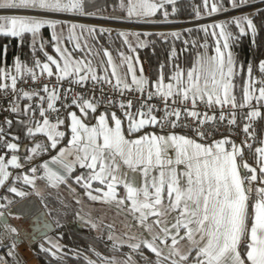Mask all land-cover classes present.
Here are the masks:
<instances>
[{"label": "snow or ice", "instance_id": "1", "mask_svg": "<svg viewBox=\"0 0 264 264\" xmlns=\"http://www.w3.org/2000/svg\"><path fill=\"white\" fill-rule=\"evenodd\" d=\"M246 2L247 0H240V4ZM236 6H238L236 0H233V7ZM80 7L81 0H0V8L11 9L66 12L79 10ZM155 9V4H149L147 0H141L140 12L137 13L136 6L133 5L128 9V15L131 16L134 13L147 15ZM211 11H217L215 4H213ZM243 19L246 21L248 28L254 32L255 28L252 20L249 17ZM239 22V19L235 21L237 25H239ZM45 24L55 27V22L51 21L20 16H0V34L13 37L21 36L24 33L35 35ZM72 27L77 26L72 25ZM214 27L221 28L220 34L221 36L224 35L223 25H215ZM243 31L244 29L241 28V32ZM121 35L124 34L121 33ZM173 35L177 34L173 33ZM223 47H228L227 40H225ZM56 50L57 52L60 51L59 48ZM216 51L217 56L209 58L206 71L202 70L199 75H194L196 69L188 72L189 83L187 85H184L178 72L172 77L176 84L169 83L165 86L160 82L157 85V94H161L165 98L171 97L175 88V95L180 96L182 101H188L189 93H191L193 106L196 104L197 97L203 99L204 95H207L210 104L213 102V96H215L216 104L223 106L230 103L232 107H236L235 98L229 99V81L233 75L232 58L229 55L227 71L225 72L224 54L219 47ZM105 54L107 55V53ZM47 59L51 64L56 65L64 76L69 74L67 56H65L63 68H60V65L52 56H48ZM109 63H111L110 58ZM37 66H40L39 61H37ZM17 68L19 69V65H17ZM42 70L47 72L48 76L53 75L48 63L42 65ZM76 71H80L79 67ZM129 71H131V66H129ZM260 71L264 73V62L260 64ZM249 73H251L250 68ZM113 75H116L115 69ZM201 75L204 78L203 89L199 85ZM217 75H219V79H217ZM33 78L35 79V76ZM86 78L85 76L80 77L81 80ZM92 78L96 79L95 75ZM132 82L138 86L146 83L142 79L138 80L134 74ZM209 82L212 85L211 89L208 87ZM120 83V80L117 79V85ZM15 84L16 78L12 77L13 88ZM261 84H264V80L261 81ZM0 87H5V85H0ZM124 87L129 86L125 84ZM165 88L166 91H164ZM221 90L223 91V99L220 97ZM45 91H47V86H45ZM258 92L257 99L264 100V87H260ZM24 95L28 96L29 93L25 92ZM51 98L55 99L56 97L53 94ZM244 99L246 102L251 99L249 88L245 89ZM76 102V100H73L74 104ZM131 105L132 102L129 101L127 107L130 108ZM121 107L123 108L125 105L121 104ZM48 108L52 109L53 105L49 103ZM87 109H91L93 112L96 111V107L91 101L83 100L81 112L86 114ZM12 111H16V109L13 108ZM151 112L152 109L149 108L147 113L138 111L135 116L126 113L130 121L129 131H138L146 124L157 123V117L151 115ZM168 115L179 118L181 113L176 110L168 113ZM188 115L197 117L199 114L196 111H189ZM41 116H44L43 112H41ZM71 116L72 136L68 142L70 148L61 149L59 158L54 157L53 160L63 162L65 157L73 156L74 160L71 163H78L81 168L89 169L90 174L87 177H76L77 183L84 181L85 186L90 188L91 180H99L104 183L105 180L111 178L112 181H116L117 177L114 173L120 166V161L130 168L143 165L146 175L151 168L157 165L162 169L167 168L166 172H160L158 181L153 180L151 184L152 191H149L148 187L138 190L132 186H127V199L132 202V210L140 214L138 217L140 228L146 230L150 235V239L145 237L140 240V243H133L130 246L133 250H140L143 246L150 249L157 257H160L164 252V248L160 245H167L170 238L171 244L167 249L168 255L164 259L171 257V264H182V262L187 264L193 253L195 264H246L245 259L238 251V246L242 238L250 235V243L246 242V260L250 261L251 264H264V187L257 189H246L244 187L245 179L241 178L238 171L239 167L252 173L246 178L249 184L252 181H257L260 177L256 174L257 169L250 167L249 164L243 163L238 166L237 157L242 154L240 147L233 143L231 145L232 150L229 152L224 149V144L227 143L225 140L215 142L213 148L204 147L191 139L175 135L167 137L151 135L136 140H128L121 132V120L114 113L111 117L115 124L114 127L109 126L103 115L99 117V123L96 127H88L77 117L75 112ZM137 116L140 118L136 119ZM257 116H260V112L255 110L248 114L249 119ZM206 119L211 120L214 117H206ZM220 119L224 120L225 117L221 115ZM62 123L63 121L58 120L57 124H50L49 120L45 118L42 124H37L35 132L45 133L47 139L51 141L50 147L55 149L58 138L65 135L63 132L57 131L58 125ZM229 123L234 124L235 119L229 121ZM244 131L245 133L248 132L247 126H245ZM28 134L34 135L33 129L29 128ZM200 134L204 135V133ZM3 138V130L0 129V140H3ZM6 147L16 150L18 146L15 143H6ZM40 147L37 144L32 152L35 153ZM170 147H174L176 150L175 161L166 155L167 149ZM255 151L259 154V172L264 175V147L256 148ZM17 159V156L13 155L10 160L5 161L4 157L0 156V183H3V180L7 178V165L20 167ZM71 163L64 164L68 171H71ZM180 164L186 165L187 171L184 173L186 181H182L177 177L174 165ZM44 167L47 168V164ZM32 171L36 172V169L33 168ZM55 178L60 182H64L66 179L63 176H56ZM24 179L26 183H33L27 176ZM165 189L167 203H165L163 195ZM12 191L16 190L13 188ZM252 191L258 196V200L255 204L254 222L251 223L249 229L246 202L248 201L247 193ZM88 195L93 200L100 199V197L91 196V193ZM115 195L113 184L109 183L108 191L104 193V196L115 199ZM119 203L122 204L124 201L121 200ZM151 217H155V219L150 221ZM181 229L184 230L183 236H180ZM177 236H180L181 240L186 239L188 241V251L184 254L176 247L179 243ZM175 257H179V259H175ZM129 261H126L125 264H129ZM157 264H159V261Z\"/></svg>", "mask_w": 264, "mask_h": 264}, {"label": "trees", "instance_id": "2", "mask_svg": "<svg viewBox=\"0 0 264 264\" xmlns=\"http://www.w3.org/2000/svg\"><path fill=\"white\" fill-rule=\"evenodd\" d=\"M239 1L236 0V2ZM211 2L221 8L233 3V0H211ZM207 8L208 0L207 2L205 0H175L163 4L155 11L153 17L184 18L205 12ZM126 9V0H103L97 12L125 15ZM243 18L226 21L223 25L225 40H227L233 62L232 88L235 98L240 102L244 83L250 75L249 68L252 70L258 61L264 59V7L250 16L255 28L254 32L248 28ZM237 19L240 21L239 25L235 23ZM241 28L244 29L243 32ZM205 29L207 28H192L177 32V35L157 32L141 33L138 35L141 43L139 45L125 32L84 26L73 28L69 23L58 22L55 23V27L42 26L35 35L24 33L13 37L0 34V51L4 47L5 63L12 62L14 56L17 58L19 69L16 68V70L19 75L31 77L39 73V68L47 56L55 53L54 37L63 39L69 44L72 41L73 30L80 44V47L73 50V54L86 60L94 72L110 75L108 62L110 58L119 73L126 76L128 55H136L141 61L144 60L147 63V84L152 87L172 79L178 70L184 71L195 62L205 47L213 44V36L209 29L207 31ZM37 61L40 66H37ZM29 94L30 96L25 97L24 100H31L33 94ZM29 116L28 107H21L20 111L13 115L7 135L23 147L34 144L36 140H42V147L35 156L37 160H41L50 155L54 149L48 146L44 136L37 133L28 134V127L33 121H30ZM256 143L243 146L242 154L239 156L240 164L244 160L258 169V156L254 148ZM31 165L32 163L30 164L27 160L24 169ZM81 171L82 169L77 168L72 170L64 184L73 186L81 192L84 191V185L76 181L77 173ZM246 171L248 170L243 169V174L248 177L249 171L247 174ZM8 187V184L4 185L0 190V198L6 202L9 197L10 205L20 198L10 193ZM35 197L44 209L46 217L53 224V229L49 233L59 242L58 246H53L47 242L43 243L41 237L31 240L27 235L31 250L39 264H90V262L91 264H113V262L125 264L129 258V264H157L158 261L159 264H171V257L164 259L168 255L164 247H162L164 248L162 255L157 257L150 249L143 246L140 250H133L127 240L126 243L116 242L112 237L114 231L109 224L103 223L100 228L95 227L91 221L78 215L76 201L64 198L59 191L50 189L36 194ZM248 218L250 221V214ZM238 248L243 257L246 250V237L241 239ZM175 259L179 258L175 257ZM193 259H195L194 253L189 257L187 264H191Z\"/></svg>", "mask_w": 264, "mask_h": 264}, {"label": "built area", "instance_id": "3", "mask_svg": "<svg viewBox=\"0 0 264 264\" xmlns=\"http://www.w3.org/2000/svg\"><path fill=\"white\" fill-rule=\"evenodd\" d=\"M233 7V4L217 8L216 12L208 11L195 14L184 18L159 17L152 19H139L134 16L92 13H64L52 11H39L32 9H11L0 8V16H6L15 13H24L28 15L42 14L49 16L57 22H71L72 24L92 25L101 30H110L125 32L129 34L139 45H141L138 35L141 33H177L192 28H211L215 25H224L226 21L239 18L250 17L258 9L264 7V0H247L246 3ZM146 65V62H143ZM261 62L258 61L252 68L253 87L258 89L264 84V73L260 71ZM80 71L69 72L64 76L60 71H53L52 76L47 72L38 73L35 76L23 77L17 73L15 66H9L0 79V129L3 130V140H0V148L4 146L8 138V129L12 123V108L18 103V100L25 92L33 94L29 103L30 115L37 120H59L62 121L70 109L81 112L83 100L91 101L96 109L109 108L119 115H126L130 112H148L152 109L151 115L157 117L155 126L161 130H177L186 132L189 135L199 139H209L213 136L229 137L237 146L250 145L260 139V133L264 130V103H259L257 95L253 94L247 104H241L235 99L236 107L215 103V99L210 104L208 99L197 97L196 104L193 106L191 95L188 101H182L181 97L175 95L165 98L157 94V87H150L147 83L142 86L128 85L125 88L123 84L117 85V79L114 77L93 79V75L79 68ZM146 74L148 73L146 67ZM87 77L81 80L80 77ZM12 77L16 78V84L13 88ZM47 86V91H45ZM142 88V90H141ZM164 91H166L164 89ZM55 95V99L51 97ZM166 99V102H165ZM73 100L77 102L74 104ZM131 101L130 108L127 107ZM53 105L52 109L48 104ZM124 104L125 107H121ZM91 110V109H88ZM180 111L179 118L168 115L172 111ZM253 110L260 112V116L248 118V114ZM189 111H196L199 115L192 117L188 115ZM41 112L44 116H41ZM225 117L224 120L220 116ZM214 117V119H206ZM235 119V123L229 121ZM203 121V123H201ZM248 127L245 133L244 128ZM200 133H204L201 135ZM36 178L42 177V168L37 161H33L31 170ZM248 171H246V174ZM6 214V206L0 203V217ZM27 243L23 231L17 227L0 226V264H32L28 259L19 255L20 248Z\"/></svg>", "mask_w": 264, "mask_h": 264}, {"label": "crops", "instance_id": "4", "mask_svg": "<svg viewBox=\"0 0 264 264\" xmlns=\"http://www.w3.org/2000/svg\"><path fill=\"white\" fill-rule=\"evenodd\" d=\"M172 1H175V0H147V2L149 4H155L156 5L155 11L157 9H159L163 4H165L167 2H172ZM126 2H127L126 14H128V9L130 7H132L133 5L136 6L137 13L140 12L141 0H131V2H130V0H126ZM102 4H103V0H81V7L79 10L66 11L64 13L92 14V13H96L98 8ZM231 4H233V3H231ZM212 6H213V3L211 2V0H208V8L206 9L205 12L211 11ZM39 11H46V10H39ZM155 11H153L151 14H147V15L134 13L132 16L139 18V19H152V18H155V17H153V14L155 13ZM202 13H204V12H202ZM198 14H200V13H198ZM6 16H20V17H25V18H29V19H39V20L51 21V22L58 23L57 21H54V19L50 18L49 16H45V15L43 16L42 14L28 15V14H24V13H15V14H10V15H6ZM66 23H69L70 25L83 26L81 24L80 25L79 24H72L71 22H66ZM46 25H49V24H45L44 26H46ZM208 29H209L211 35L213 36L214 43L219 44L220 42L221 43L224 42V35L221 36V34H220L221 28L211 27ZM223 31L225 32V30H223ZM76 37L78 38V36L73 37V39H74L73 41L75 42V44H72V43L67 44L63 39H60L61 42L58 44L57 47L54 44L55 53L48 55V56H52L53 59H55L57 61V63L60 65V68L64 67V62L61 60L60 55H63L64 57L67 56L68 57V64L71 63L68 66V73L69 72H75L77 67L82 68L84 71L87 70L88 62L85 61L81 56L79 57V56H76L73 54V50L75 48H77V45H80L78 43V41H77L78 39ZM217 47H219L220 51L224 54L225 72H226L227 71V62H226L227 60L225 59V54L230 55L228 47L224 48L223 45L222 46L221 45H211L210 47H205L200 53L201 54L202 53L207 54L209 56L208 59L210 57H215V56H217V51H216ZM57 48L60 49L59 52H57V50H56ZM127 61H129V60H127ZM143 62H144V60L142 61V64H143L144 74L146 76L145 81L147 83L148 73L146 74L145 70H146V67L148 70V66H147V63L145 65ZM260 62L261 63L264 62V59L260 60ZM45 63L49 64V67L52 69V71H60L59 69H57L56 65L51 64V62L48 61V59H47V61H43L42 65ZM128 63L129 62H127V64ZM42 65L39 68V73L44 72L42 70ZM9 66H15V68H17V58L14 56L12 59V62L5 63L4 47H3V48H1V51H0V79H2L5 71L8 69ZM190 66L187 67L184 71L182 69H180L176 72V74L178 72L180 73V77H181V80L183 81L184 85L188 84V82L185 83V78H188L186 75L190 71ZM109 68L111 70L110 75H104L102 73H96V72L90 73L89 71H86V72L90 73L91 75H95V77H98V78L114 77L115 79H119L121 82V78L119 77V76H121V74L116 69V66H115V64L112 63V61H111V63H109ZM232 68H233V66H232ZM114 69H115V73H118V75L120 74L119 76L113 75ZM217 79H219V75H217ZM162 83L165 86L169 83H172L173 85H175L176 81L173 79H170V80H167V81L162 82ZM229 83H230L229 99L231 100L232 97L235 98L233 88H232L233 84H232L231 78H230ZM122 84L125 85L124 83H122ZM127 85H129V84H127ZM199 85L202 89L204 88V80L203 79L199 80ZM152 87H157V85L152 86ZM208 87H209V89H211V87H212L210 82H209ZM261 87H264V85H262ZM246 88H249V91L251 93V97L253 96V94H256L257 96H259L258 89L260 87L258 89H255L253 87L252 70H251V73H250L248 79H246V81L244 83V91L242 94V101L241 102L239 101L241 104H247L249 102V101L246 102L244 99V93H245ZM165 90H166V88H165ZM174 91H175V88H174ZM189 94L191 95V93H189ZM22 95L20 96L18 103L13 106V108H15L16 111H12V117L15 113H18V111H20L21 107H23V108L28 107V109H29V103L31 100L28 99L26 101V100H24V98L29 97L30 94L28 96H24V94H22ZM220 97H221V99H223V91L222 90L220 92ZM203 99H208L207 95H204ZM213 99H215V96H213ZM259 103H264V100H259ZM73 112H75L77 117L79 119H81L82 122L85 123L88 127L98 126L99 117L101 115L105 116L110 127H114L115 126L114 121H112V119H111V117L114 113L116 115V117L121 120V132L125 136V138L128 140H136V139H139L143 136H151V135L165 136V137L170 136V135H175V136H183L187 139H191L195 143L201 144L204 147H213V148H214L215 142L225 140V141H227V143L224 144L225 151L230 152L232 150L231 145L233 144V142H232V139L229 137L213 136L209 139H199V138H196V137L189 135L186 132H181V131H177V130H173V129H169V130L158 129L155 126V124H152V123L146 124L143 128L139 129L138 131L130 132L129 131L130 121L128 119V116L127 115H119L109 108H97L95 112L87 109L86 114L79 112L75 109L68 110L66 113V116L62 120L63 123L59 124L57 127V131L63 132L65 135L61 138H58L57 147L54 149V151L50 155H48L47 157H45L41 160H37L35 158V156L28 153L27 146L23 147L17 141H15L13 138H11V137L7 138L6 142L4 143V146L2 148H0V156H3L5 161L10 160L13 155L17 156V158H18L17 162L20 164V167H15L13 165H7L6 172L8 173V175H7V178H5L3 180V183H0V190L3 188L4 185L8 184V186H9L8 189H9L10 193L19 197L20 199L23 197H26L28 195H34L35 196L36 194L45 192V191L50 190V189H52L54 191H59L64 198L75 200L77 205H78V211H77L78 215L81 216L82 218H86L88 220H90L92 218L94 219L96 217H99L102 219V216H105V206L110 205L111 206L110 208L112 210L111 214L113 215L112 219H111V223L109 224L112 227L111 230L114 231V229L117 228V225H123L124 230L129 231L128 234L126 233L125 237L130 240V244L133 242L138 243L141 239H143L145 237L150 239V235L146 230H142L140 228L139 219H138L140 214L138 212H133V210H132V202H131V200L127 199V186H132L138 190H142L145 187H148L149 191H152L153 189L151 188V184L153 183V180L158 181L160 179V172L161 171L166 172L167 168L162 169L159 165H157V166L151 168L149 170L148 174L146 175L144 172V166L143 165H136L134 168H130L128 165L123 164V162L120 161V166L117 168L116 172L114 173V175L117 177L116 181H112L111 178L105 180L104 183H101L99 180H91L90 181V183H91L90 188L85 186L84 181H81L80 183H82L85 187L84 191H82V192L75 189L73 186H70L68 184H64V183H66L65 182L66 179L64 182L58 181L55 178L56 176H63L65 178H67L68 175L70 174V172L76 168L82 169V171L80 173L79 172L77 173L78 176L87 177L90 174L89 169L81 168L78 163H71L74 160L73 156L65 157L63 162H59V160H56V161L53 160L54 157L59 158L61 149L70 148V145L68 144V142L71 140V136H72V132H71L72 116H71V114ZM130 113L133 116H135V114L137 112H130ZM153 116H155V115H153ZM29 117H30V121L31 120H33V121H31L28 129L31 128V129H33L34 133H37V134L44 136L45 140L49 144L48 146L50 147L51 141H49L47 139V136L45 135V133L35 132V128H36L37 124H42L43 120H37L34 117H32L31 115ZM139 118L140 117H138V116L136 117V119H139ZM49 122H50V124H57V120H49ZM38 141L41 142V144H40V146H41L43 141L40 139ZM36 142H37V140H36ZM6 143H15V144H17L18 147L16 150L8 149L6 147ZM238 147H240L241 151H242L243 145L238 146ZM259 147H264V130L261 131L260 139L254 146L255 149L259 148ZM166 155H167V157H169L173 161H175L176 155H177L175 148L174 147L168 148ZM257 156H258V160H259V154L258 153H257ZM27 160L30 164L33 161H37L40 164V166L42 168V177L36 178L34 176V174L32 173L31 166H28L27 168L24 169V166L26 165ZM65 163H71V171H68V169H66L64 167ZM243 163H247V162L242 160L241 164H240L239 156H238L237 157L238 166L242 165ZM45 164H47V166H48L47 168L44 167ZM247 164H249V163H247ZM249 166L254 167L251 164H249ZM174 167L176 168V173H177L178 179H181L182 181H186V177L184 176V173L187 171L186 165L180 164V165H174ZM259 167H260V165L258 163V169H257L256 174L258 177H260V179H258L257 181H252L250 184L246 180L247 176H245L243 174L244 168H242V167L238 168V171L240 173L241 178L245 179L244 187L246 189L247 188L257 189L260 187H264V175H262L259 172ZM98 170L99 169L97 168V171ZM244 170H247V169H244ZM53 174H55V175H53ZM251 174L252 173L249 172V176ZM26 176L29 178V180H32L33 183H26L25 179H24V177H26ZM109 183L113 184L114 191L116 194L115 199L107 198L104 196V193H106L108 191V184ZM13 188L16 191H12ZM97 190H99V191H97ZM89 193H91V196L100 197V199H97V200L91 199L90 196L88 195ZM163 195L165 197V203H167L166 189H165V192ZM247 195H248V201L246 203H247V214H248V216L250 214V221H249V229H250L251 223L254 222L255 211H256L255 204L257 203L258 196L256 195V193L254 191L248 192ZM2 196H4V195H2ZM121 200H123L124 203H122V204L119 203V201H121ZM8 202H9V197L7 198L6 202L0 198V203L5 205L6 208L9 206ZM90 210H91V213H89ZM153 219H155V217H151L150 221ZM7 220L8 219H7V213H6L4 216L0 217V226H7V225H4V223ZM133 230H135V231L138 230L139 233L134 234V233H132ZM183 235H184V230L181 229L180 230V236H183ZM180 236H177V240L179 241V243L176 245V247H182V246L186 247L185 249L181 250V253L184 254L188 251L189 245H188V241L186 239L181 240ZM246 242L250 243V235L248 237H246ZM170 244H171V240L169 238L168 244L167 245H160V247H164V248L168 249V246H170ZM238 251H239V248H238ZM246 251H247V248H246L245 254L242 258L245 259L246 264H251L250 261L246 260ZM19 255L22 258L28 259V261L31 262L32 264H39V262L37 261V259L35 258L32 250H31V246H30L28 239H27V243H25L21 246L20 251H19ZM191 264H195V259L192 260Z\"/></svg>", "mask_w": 264, "mask_h": 264}, {"label": "rangeland", "instance_id": "5", "mask_svg": "<svg viewBox=\"0 0 264 264\" xmlns=\"http://www.w3.org/2000/svg\"><path fill=\"white\" fill-rule=\"evenodd\" d=\"M236 3H238V2H236ZM230 5V4H229ZM84 27H90V28H97V27H93L92 25H85ZM71 33V32H70ZM36 34V33H35ZM75 33H74V31L72 30V35H73V37L75 36L74 35ZM73 37H72V41H71V43L72 44H75V42L73 41L74 39H73ZM77 38V37H76ZM225 38H226V36H225V34H224V42L223 43H219V44H217V43H214L213 42V44L212 45H224V43H225ZM218 39V38H217ZM77 40V39H76ZM78 41V40H77ZM61 42V40H59V38L58 37H55V41H54V44H55V46L57 47L58 46V44ZM69 48V47H68ZM70 50V49H69ZM107 53V52H106ZM50 55V54H49ZM61 56V60L64 62V64H65V57L63 56V55H60ZM48 57V56H47ZM109 57V56H108ZM208 55L207 54H205V53H200L199 55H198V57H197V59H196V61L190 66V71H192L193 69H196V72L194 73V75H199L200 73H201V71L202 70H204V71H206L207 70V68H208ZM228 57H229V55H226L225 54V59L226 60H228ZM127 60H129V61H127V62H129L128 64H127V75L125 76H119L118 75V73H116V76H119L120 78H121V82L122 83H124V84H129V85H136V84H133V82H132V77H133V74L136 76V78L138 79V80H146V76H145V74H144V69H143V64H142V61L135 55H133V56H131L130 54L128 55V59ZM44 61H47V58L44 60ZM86 61V60H85ZM227 62V61H226ZM71 63H69V65H70ZM129 66H131V71H129ZM86 69V68H85ZM86 71H89L90 73H94V71H93V69L92 68H90L89 66H88V64H87V70ZM189 71V72H190ZM187 77H188V75H186ZM200 79H203L204 80V78H203V76L201 75V78ZM189 83V81H188V78H185V83ZM121 83V84H122ZM37 144H41V142L40 141H38L37 140V142L35 143V144H29L28 146H27V149H28V153H30L31 155H33V156H36L37 154H38V152H39V150L41 149V147L40 148H38L37 149V151L35 152V153H33L32 152V149L33 148H35L36 147V145ZM83 204V203H82ZM111 206L110 205H106L105 206V216H102V219L101 218H99V217H96V218H92V219H90L89 221H91V223L95 226V227H97V228H100L102 225H103V223H105V224H110L111 223V219H112V214H111V208H110ZM9 207H7L6 209H8ZM13 210L11 209L9 212L7 211V221L4 223V225H7L8 227H10V228H12V227H17L18 229H21L22 231L26 228V225L21 221V219H20V217L19 216H17V215H15L13 212H12ZM89 213H91V210L89 211ZM126 233L128 234L129 233V231H125L124 230V226L123 225H117V228L116 229H114V232H112V237H113V239H115L116 240V242H118V243H126L127 241H129L130 242V240L128 239V238H126L125 237V235H126ZM132 233H134V234H138L139 233V231L138 230H133L132 231ZM41 237V241L43 242V243H49V244H51V245H53V246H58L59 244V242H58V240L54 237V235H52L51 233H49V232H47L46 234H44L43 236H40ZM127 240V241H126ZM133 243H135V242H133ZM133 243H131V244H133ZM179 250H180V252H181V250L182 249H185L186 247H184V246H182V247H177ZM179 258V257H178Z\"/></svg>", "mask_w": 264, "mask_h": 264}, {"label": "water", "instance_id": "6", "mask_svg": "<svg viewBox=\"0 0 264 264\" xmlns=\"http://www.w3.org/2000/svg\"><path fill=\"white\" fill-rule=\"evenodd\" d=\"M8 207L6 213L12 209V212L25 223L23 233L26 238L28 235L31 240H35L53 229L52 222L46 217L44 209L34 195L23 197Z\"/></svg>", "mask_w": 264, "mask_h": 264}]
</instances>
